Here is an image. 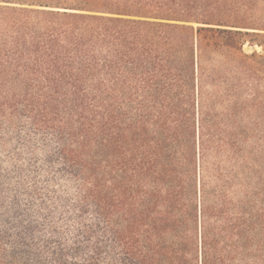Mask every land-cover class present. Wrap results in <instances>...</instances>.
<instances>
[{
    "label": "trees",
    "instance_id": "trees-1",
    "mask_svg": "<svg viewBox=\"0 0 264 264\" xmlns=\"http://www.w3.org/2000/svg\"><path fill=\"white\" fill-rule=\"evenodd\" d=\"M257 12L0 0V264H264Z\"/></svg>",
    "mask_w": 264,
    "mask_h": 264
},
{
    "label": "rangeland",
    "instance_id": "rangeland-1",
    "mask_svg": "<svg viewBox=\"0 0 264 264\" xmlns=\"http://www.w3.org/2000/svg\"><path fill=\"white\" fill-rule=\"evenodd\" d=\"M253 16L254 17L252 19H254V20H252V21H255L256 20L257 23H264L263 22L264 21V18L261 17V13L257 12L255 14H253ZM260 19H262V21ZM244 49H245V51L247 53H254L255 51H257V52H262L263 51V49H262V47L260 45H258V44L251 45L249 43H246L245 44Z\"/></svg>",
    "mask_w": 264,
    "mask_h": 264
}]
</instances>
